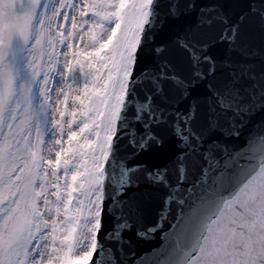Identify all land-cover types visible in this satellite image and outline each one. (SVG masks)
Here are the masks:
<instances>
[{"label": "snow or ice", "instance_id": "1", "mask_svg": "<svg viewBox=\"0 0 264 264\" xmlns=\"http://www.w3.org/2000/svg\"><path fill=\"white\" fill-rule=\"evenodd\" d=\"M55 2L53 8L52 0H0V264H59L65 253L96 264L102 249L105 264H264V137L246 148L230 143L255 108L254 94L244 102L241 82L257 87L251 61L260 58L264 65V45L252 47L245 29L264 34V10L244 3L233 21L223 5L205 0H166V13L159 10L162 0L122 12L119 0ZM141 12L133 73L141 57L151 58L140 75L154 108L138 146L163 144L159 158L167 163L130 169L125 185L107 195L117 135L104 165L98 217L88 224L70 216L66 224L57 221V230L36 232L26 219L25 192L37 169L56 168L45 146H56L62 164L79 167L80 145L87 147L94 134L84 128L88 120L79 117L74 98L92 87L90 64L98 55H120L119 35L108 45L116 25L123 31ZM193 13L194 20H182ZM162 15L176 21L163 46L152 28ZM150 45L156 46L149 55ZM133 81L134 75L129 89ZM259 89L264 93V83ZM128 97L129 91L125 107ZM63 171L62 179H70ZM81 226L93 234L86 253L76 244ZM43 238L48 245L41 250Z\"/></svg>", "mask_w": 264, "mask_h": 264}, {"label": "rangeland", "instance_id": "2", "mask_svg": "<svg viewBox=\"0 0 264 264\" xmlns=\"http://www.w3.org/2000/svg\"><path fill=\"white\" fill-rule=\"evenodd\" d=\"M145 1L128 0L125 4L123 2V5H119L121 6L119 10L122 12L134 5L142 9ZM51 7H56L55 0H52ZM143 19L144 16L141 12L131 23L125 25L123 31H121L120 24H117L115 32L108 40V45H111L112 41L119 35L121 40L120 55L118 57L101 56L99 60H94L90 64L92 70V65L96 66L94 69L96 75L92 87L88 88L81 97L82 102L79 104L81 110L78 111V115L81 112L85 114L81 117V119L88 120L84 128L92 131L94 138L90 141L92 144L87 143V147L83 144L80 145L83 150V158L79 162V167L76 164L69 165L67 162L62 164L63 158L53 154L56 152V146H45L50 150L47 154L56 161V168L49 167L47 172L37 169L32 177L33 186L26 189L25 192V215L29 225L34 226V231L43 233L44 229L49 227L57 230L59 229L57 221L66 224L70 216L84 217L88 224H91L92 220L98 217L97 210L101 200L99 186L97 185L96 194L93 195L89 193L86 183L91 172L95 173V170H99V157L94 151L96 149L95 146L93 147V143L100 144L113 133L115 120L126 88L124 86H126L133 62L134 45L136 46ZM52 23V21L48 22L47 27L49 29H51ZM77 79L79 80L80 77L77 76ZM89 113H94V115L90 117ZM112 115L115 118L114 122L111 118ZM104 148L100 152L102 161L105 160L106 143ZM64 169L67 170L70 179H62L66 175ZM3 196L4 194L0 192V202L3 201ZM85 213L91 216V219H88ZM91 234L88 227H80L76 244L81 253L88 251L92 240ZM69 238V236H65V239ZM47 245L48 238H43V243L40 245L41 250L45 249ZM84 257L73 259L69 253H65L60 258L59 264H81Z\"/></svg>", "mask_w": 264, "mask_h": 264}, {"label": "water", "instance_id": "3", "mask_svg": "<svg viewBox=\"0 0 264 264\" xmlns=\"http://www.w3.org/2000/svg\"><path fill=\"white\" fill-rule=\"evenodd\" d=\"M205 3L209 6L212 4L223 5L225 13L233 21L236 20L238 13L244 10V3L255 7L257 10H264V3H261V0H205ZM159 10L162 13L167 12L166 0H162L161 5L159 6ZM248 15L252 14L248 13ZM194 18L195 13L191 14L188 17L182 18V20L189 21L194 20ZM162 19L165 20L163 28H161L160 26V22ZM175 23L176 21L173 18L167 17L165 19L163 15L154 19V24L152 28L156 40L158 43L161 44V46L169 42L172 35L171 29ZM245 35L246 41L251 44L252 47L259 48L264 45V34H261L259 31H253L249 28H246ZM155 46L156 45H150L148 48L145 49V53L150 55L152 53L153 47ZM251 62L254 65V71L257 73V87L254 89L252 87V82L242 81L241 88L245 90V103L249 102L250 94H254V99L251 100V103L255 105V108L252 114L245 118L244 126L241 129L239 139H233L230 141L232 146L235 148L249 147L250 144L259 143L260 138L264 137V108L261 107V105H264V99H261V96L264 95V93H261L259 89V83H264V81L260 80V73L264 65L261 64L260 58H256ZM151 64V58L141 57L137 70L132 73V75H134V81L130 85V89L128 88L129 97L127 100L126 107L125 101L127 95L123 103L122 110L125 107V111L122 115L119 131L117 130L115 135V137L117 135L118 136L114 143L113 155L110 158L106 169L108 176L106 188L108 190L107 195L109 196L115 195V193L125 185L128 180L130 169L137 168L145 162L167 163V160L159 158L161 154L158 152V150L164 147L163 144L151 145L150 147L144 149H140L138 146V141L141 140L143 133L148 129L149 124L152 121V112L154 104L149 93L145 90L143 84L141 83L142 77L140 75L141 70H146V68L150 67ZM229 115L231 114L229 113ZM157 131L161 130L157 129ZM155 134L156 133L154 132L153 135ZM167 135L170 141L175 142L178 145V136L173 135L171 131H169ZM104 195L105 180L103 188V197ZM154 219L155 214L153 213L149 217L147 223H152ZM145 247L150 248L151 245H145ZM105 261L106 253L102 249L97 254L96 264H105Z\"/></svg>", "mask_w": 264, "mask_h": 264}, {"label": "bare ground", "instance_id": "4", "mask_svg": "<svg viewBox=\"0 0 264 264\" xmlns=\"http://www.w3.org/2000/svg\"><path fill=\"white\" fill-rule=\"evenodd\" d=\"M123 2H126L125 0H119V5L120 4H122ZM146 4H147V0L143 3V7L144 6H146ZM90 39H95V37L93 36V37H91ZM134 47H135V45H134ZM100 57L101 56H97L96 57V59L95 60H99L100 59ZM93 62V61H92ZM93 66V71H94V69H95V65H92ZM95 72V71H94ZM129 72V71H128ZM127 83H128V79H127V81H126V86H124V87H126L127 88ZM126 88H125V91H126ZM125 93V92H124ZM58 94V93H57ZM82 102V98L81 97H76V98H74V107H77V112L78 111H80L81 110V108H80V106H79V104ZM83 115H85V114H83L82 112L80 113V115H79V117L81 118ZM115 115V114H114ZM114 115H112V121L114 122V120H115V118H114ZM75 118V117H74ZM107 139V140H106ZM105 140H104V142H102V143H100V144H98V143H93V147L95 146V149L96 150H94L97 154H98V156L97 157H100V152H101V150H103V149H105L104 148V146H105V143H106V147H107V145H108V143H109V140H110V136L108 137V138H106ZM90 144H92V142H90ZM94 149V148H93ZM102 160H100L99 161V165H98V168L101 166V164H102V162H101ZM98 170H95V173L92 171L91 172V176H90V178L87 180V187H88V189H89V193L90 194H93V195H95L96 194V190H97V185L98 186H100V183H101V175L98 173ZM92 196V195H91ZM97 213L99 214V211L97 210ZM61 227V225L59 224V228ZM92 235L93 234H91V237H92ZM86 253V252H85ZM83 257V256H82ZM89 258L90 257H88V256H85L84 257V259H83V261H85V262H88V260H89Z\"/></svg>", "mask_w": 264, "mask_h": 264}]
</instances>
